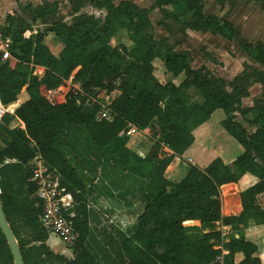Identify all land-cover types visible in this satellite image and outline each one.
Returning <instances> with one entry per match:
<instances>
[{"label":"trees","instance_id":"trees-1","mask_svg":"<svg viewBox=\"0 0 264 264\" xmlns=\"http://www.w3.org/2000/svg\"><path fill=\"white\" fill-rule=\"evenodd\" d=\"M59 1L69 5L71 24L53 22L45 32L25 38L31 24L58 14ZM151 1L149 10L130 1L117 5L114 0L44 1L21 7L23 17L12 13L4 19L1 32L10 39V57L16 63L12 68L0 55V105L16 102L23 88L29 95L19 108L18 102L8 106L7 112H15L0 119V202L23 264H213L221 255L216 249L219 241L228 252L225 264H261L258 247L246 239L245 231L252 225L264 226V209L257 203V197L264 196V42L241 40L232 23L205 15L201 0ZM235 1L214 0L220 6ZM245 1L264 10V0ZM84 6L103 11V19L80 13ZM155 9L163 19L180 24L182 34L188 30L237 40L240 51L258 68L245 65L228 82L206 69L193 70L188 51L175 52L166 38L154 40L149 14ZM118 31L126 33L129 46H111ZM48 34L62 45L57 55L45 44ZM157 60L164 75L182 78L178 85L158 81ZM34 68L44 70L40 79L33 75ZM70 79L83 96L69 93L63 103L51 105L40 93V87L57 90ZM253 84L260 85L261 94L245 108L242 100ZM191 90L201 97V104L186 105L184 97ZM97 91L119 93L108 108L110 121H96L98 104L84 106ZM218 110L225 115L221 128L243 152L228 165L217 158L203 170L189 166L180 181L168 182L163 177L166 167L190 149L192 133ZM235 115L255 131L249 134ZM13 119L21 126L9 129ZM129 126L139 132L155 130L153 151L126 149L121 133ZM162 146L172 155L158 167ZM36 157L59 175L60 186L76 203L72 221L77 238L68 248L71 259L51 252L46 244L49 233L38 221L41 209L30 182V162ZM246 175L257 181L239 194V215L223 216L221 195L236 193ZM90 203L104 214L130 216L132 224L115 216V237L95 236ZM185 222H199L209 232L192 239ZM215 224L230 229L227 241L212 232ZM0 264H13L1 232Z\"/></svg>","mask_w":264,"mask_h":264},{"label":"rangeland","instance_id":"rangeland-1","mask_svg":"<svg viewBox=\"0 0 264 264\" xmlns=\"http://www.w3.org/2000/svg\"><path fill=\"white\" fill-rule=\"evenodd\" d=\"M44 1L47 0H0V24L4 26L3 19L5 15L17 13L23 17L20 10L21 7H24L26 5H39ZM115 1L116 3H118L122 0ZM134 1H136L138 5H144V3H146V0ZM201 2L204 6L205 15H214L221 21H228L232 23L241 40H244L250 44L264 42V10L260 9L258 4L247 2L245 0H237L235 2L226 3L222 6L217 5L214 0H201ZM80 13L93 15L94 17L101 19H103L104 17L103 11L95 10L89 6H84ZM73 16L74 15L70 10L69 5L60 1L58 14L51 19L38 21L35 24H31L32 27L31 31L29 32L30 34L26 33V36L31 35L34 37L36 32H45L53 22H63L65 24H71ZM150 17L153 23V38L158 37L159 33L168 35L169 38L171 37L173 41H175V43L176 41L180 43V39L185 38V42L182 44L180 43L179 48L182 47L189 50L192 58V67L196 70L206 69L215 78L222 79L228 82L235 76L240 75L244 70L245 65H248L252 68H258L246 57V55L242 51H240L237 40L228 42L218 36H213L209 33L194 34L191 32V34H189V36L187 37L185 33L182 34L180 32V24H177L172 19H163L161 13L157 9L151 12ZM24 18L28 22V19L26 17ZM158 22L160 23L159 25L162 24V26L157 25ZM118 27L119 26L117 25L116 29ZM46 37L50 39L48 40V43L51 44L53 40L52 35L48 34ZM118 45H130V43L127 41L126 33L124 31H118L112 38L111 46L116 47ZM7 63L10 66H13L15 64V61L13 59L10 61L7 60ZM154 67L156 77L160 79L162 76H167V78H165V81L173 80L170 75L163 74V67L160 61H155ZM75 73L76 72L72 74V77ZM33 75H35L39 79L43 76L42 72L37 70V68H34ZM181 80L182 78L180 77L175 80V83L178 84L179 82H181ZM24 92H26L25 88L21 90L20 94ZM248 92V98L244 99L243 101L244 107L252 106L253 102L257 100L261 94L260 87L256 84L251 85ZM111 94H106L103 91H97L96 97L103 103H105L106 101L111 102V98H108V96L115 98L118 95L115 91ZM19 96L17 97V99L19 98ZM224 118L225 115L223 114V112L221 110H218L212 114L210 120L207 123L202 125L203 128L199 135H196V139L207 144V147L209 148L198 151L196 150L193 152V154H187L185 156V159H181L180 162H177L174 166L168 165L163 173V177L168 182H178V180H180V175L178 174L181 173L182 169L184 173L185 169L189 166H195L203 170L206 167L205 160H207L211 156H214L215 158L218 150H220V152L224 153L228 157L234 158H236L243 152L242 147L221 128L220 122ZM235 118L237 121L244 124L248 133H252V130H249L250 128H248L246 123L243 122L238 115H236ZM130 131L131 130L128 127L124 133H121V135H124L127 140L126 149L128 151L133 152L137 149H141V151H143L144 153H147L150 150L153 151V143L157 140L156 137H154V134L156 133L155 130L150 131L149 129H147L145 132H139L133 129L132 133ZM130 140L132 142H135V144H129ZM0 148H3V144L1 142ZM157 156L158 162H156V164L158 165V167H160L162 165L161 161L167 158L166 153L162 151V147L157 151ZM253 181L254 180L251 178H245L239 184L236 193H233L234 195L230 197V205H228L229 200L221 195L223 216H234V213H236L238 209L237 199L239 200V194L248 186H251L253 184ZM257 203L261 208L264 209V196H258ZM115 216H117L119 220L123 222H128L127 225L132 224V220L129 218L130 216L117 214V212L104 214L103 211L101 209H98L94 204H89V221L92 232L95 236L110 235L115 237L116 232L118 231L115 222L116 220L114 219ZM183 226L185 228H188L189 235L192 239L198 238L203 233L209 232L208 230L204 229L199 222H196V224L194 225L183 224ZM211 230L212 232L216 231L220 233L221 239L225 241H227L228 236L231 235L230 229L223 228L221 224H215V226L211 228ZM247 237L248 239L253 240L259 246L260 253L263 254V259L261 260L259 258V260L261 264H264V227L257 228L254 231H249L247 233ZM55 242H58V240L55 239L54 236L49 235L47 245L51 248H49L51 252L62 249V254H57V252L53 253L62 255L67 259H71L72 254L68 250V247H64L61 244L58 247H55ZM221 246V241L216 242V247Z\"/></svg>","mask_w":264,"mask_h":264},{"label":"built area","instance_id":"built-area-1","mask_svg":"<svg viewBox=\"0 0 264 264\" xmlns=\"http://www.w3.org/2000/svg\"><path fill=\"white\" fill-rule=\"evenodd\" d=\"M1 28L2 25L0 24V55L4 61H7L12 59L9 51L11 42L8 37L2 34ZM69 93H72L75 97L83 96L79 85L73 84L70 80L68 85L65 84V88L62 86L57 90L44 89L43 97L49 104L57 105L63 103ZM77 104L80 105V101H77ZM93 104H98L101 107V111L96 115V121H110L111 116L108 108L111 103L107 101L103 103L97 97L95 99L88 98L84 102V106ZM129 128L132 133L133 128ZM30 165L33 167L30 182L36 188V206L41 209L38 221L48 231L49 235L58 240L59 244L69 248L77 238L72 221L75 216L76 203L72 195L60 186L59 175L55 171H51L39 157L34 158ZM216 249L221 250V255L215 259L213 264H225L224 256L228 252L224 251L222 246L216 247Z\"/></svg>","mask_w":264,"mask_h":264},{"label":"crops","instance_id":"crops-1","mask_svg":"<svg viewBox=\"0 0 264 264\" xmlns=\"http://www.w3.org/2000/svg\"><path fill=\"white\" fill-rule=\"evenodd\" d=\"M55 0H47V2H49V3H53ZM122 1H130V2H133L134 4H136L138 7H140V8H144V9H147V10H149L151 7H152V1L151 0H146V3H144V5H138L137 4V2L136 1H134V0H122ZM122 1H119L118 3H116V1L114 0V4L115 5H117V4H119L120 2H122ZM61 2H63V3H65V4H67L66 2H64V1H61ZM59 3H60V1H59ZM43 4V3H42ZM42 4H39V5H42ZM39 5H35V6H39ZM33 6V5H32ZM156 10V9H155ZM154 10V11H155ZM152 12V11H151ZM151 12H150V14H151ZM150 14H149V19H150V21H151V17H150ZM8 15V14H7ZM5 17H6V15L4 16V19H5ZM3 19V20H4ZM160 22V21H159ZM157 23V25H159L160 23ZM151 23H152V21H151ZM152 25H153V23H152ZM159 26H162V24L161 25H159ZM30 31H28V32H26V33H29ZM191 32L192 31H185V34H186V36L188 37L189 36V34H191ZM26 33L24 34V36H25V38H29L31 35H29V36H26ZM37 33V32H36ZM192 33H194V34H199V33H196V32H192ZM30 34V33H29ZM53 37V36H52ZM160 38H166L167 40H168V42H169V44L171 45V46H173V48H174V51L175 52H178V51H188L189 52V50H187V49H185V48H182V47H180L179 48V45H180V43L182 44V43H184L185 42V38H182V39H180V43L179 42H177L176 41V43H175V41H173V39L170 37L169 38V36L168 35H164V33L162 34V33H159V35H158V37H154V40H159ZM48 40H50L48 37H46L45 38V44H46V46L49 48V50L51 51V53L52 54H54V55H57L61 50H62V45L59 43V42H57L54 38H53V40H52V42H51V44H49L48 43ZM112 41V40H111ZM176 44V45H175ZM10 60H12V59H10ZM9 60V61H10ZM16 63V62H15ZM15 66V64L12 66L11 65V67L13 68ZM190 67L193 69V70H196V69H194L193 67H192V63H191V65H190ZM37 70H39L40 72H42V74H43V69L42 68H37ZM73 78V77H72ZM71 78V79H72ZM157 79H158V81L160 82V83H166V82H168V81H165V78H167V76H162L160 79L158 78V77H156ZM70 79V80H71ZM70 80L69 81H67V82H65V84L66 85H68L69 83H70ZM175 80L176 79H173V80H169V81H171L174 85H178V84H176L175 83ZM72 81V80H71ZM73 83V82H72ZM74 84V83H73ZM256 85H258V84H256ZM259 87H260V85H259ZM61 88V87H60ZM65 88V87H64ZM40 93L43 95V92H44V88L43 87H40ZM260 90H261V87H260ZM25 91H26V89H25ZM193 90H191V91H188L187 93H186V95H185V97H184V99H185V102H186V105H188V106H192V105H196V104H201L202 103V99H201V97L199 96V95H197V93L196 92H192ZM116 92V91H115ZM118 95H119V93L118 92H116ZM20 95V96H19ZM18 96H19V98L17 99V101L16 102H14V103H12V104H10V105H7V106H2V105H0V108L1 109H3V113L0 115V119L3 117V115H5L6 113L7 114H10V115H12L14 112H15V110L17 109V108H19L20 107V105L21 104H23L24 102H26V101H28L29 100V96H28V94H27V92H24V93H21V94H19ZM117 95V96H118ZM111 96H112V94H111ZM116 96V97H117ZM115 97V98H116ZM108 98H111L110 100H111V102L115 99V98H112V97H109L108 96ZM243 101L244 100H242V106H243ZM18 102V105H17V107H16V109L14 110V112H7V107L8 106H11V105H13V104H15V103H17ZM110 102V103H111ZM244 107V106H243ZM249 107H251V106H246L245 108H249ZM236 116V115H235ZM243 122H245L243 119H241ZM237 121V120H236ZM237 122H239V121H237ZM239 123H241V125L245 128V130L247 131V129H246V127L244 126V124H242V122H239ZM246 123V122H245ZM11 125H9V129H13V128H15V127H18V126H21V123H20V121H18L17 119H13L12 121H11V123H10ZM246 125H247V123H246ZM248 126V125H247ZM129 127H131V128H133L135 131H136V129L134 128V127H132V126H129ZM202 128H203V126H201L200 128H198V129H196L193 133H192V135H193V137H194V143L192 144V146L190 147V149L189 150H187L184 154H183V156L182 157H175V158H173V160H172V162L169 164V165H176V163L177 162H180V160L181 159H185V156L187 155V154H193V152L194 151H198V150H204L205 148H209V147H207L208 145L207 144H205L204 142H202V141H198L197 139H196V135H199V133L201 132V130H202ZM248 128H250L249 130H252V133L255 131V128H253V127H250V126H248ZM146 130H144L143 132H145ZM248 132V131H247ZM249 134H251V133H249ZM129 144H135V142H132L131 140H130V143ZM211 147V146H210ZM162 151L164 152V153H166V155L167 156H171L172 155V152H170L168 149H166L164 146H162ZM217 158H219V159H221L222 160V162L224 163V164H226V165H228V164H230L231 162H233L234 160H235V158L234 157H228L227 155H225L224 153H222V152H220V150H218V152H217V154H216V157L214 158V156H211V157H209L207 160H205V162H206V167H207V165H209L213 160H215V159H217ZM188 168V167H187ZM185 169V171H184V173H183V169H182V171H181V173L180 174H178V175H180V180L184 177V175L186 174V172H187V170L188 169ZM177 175V176H178ZM245 178H251V179H253L254 181H253V184L254 183H256V179L254 178V177H252V176H249V175H246V176H244L241 180H240V182L238 183V185H236V187H238L239 186V184L245 179ZM180 180H178V181H180ZM252 184V185H253ZM248 187H250V186H248ZM247 187V188H248ZM239 194V193H238ZM233 195V194H232ZM232 195H229V196H227V197H225L227 200H229L230 201V203H228V205H230L231 204V196ZM239 197V196H238ZM227 203V202H226ZM237 205H238V209H237V211H236V213H234V216H237V215H239V213H240V211H241V206H240V201L237 199ZM185 225L186 224H188V225H194V224H196V223H194V222H185L184 223ZM261 227H264V226H250L249 227V229L248 230H246L245 231V237L247 238V240L248 241H250V242H252V243H254V244H256L253 240H250V239H248V237H247V233L249 232V231H254L255 229H257V228H261ZM46 244H47V242H46ZM60 244L58 243V242H55V247H58ZM257 245V244H256ZM48 246V245H47ZM257 247H258V256H259V258L262 260L263 259V257H261L262 255V253H260V250H259V246L257 245ZM50 248V247H49ZM51 249V248H50ZM53 252H57V254H62V249L61 250H56V251H53ZM240 255H237L235 258H236V261H238V260H240L239 257Z\"/></svg>","mask_w":264,"mask_h":264},{"label":"water","instance_id":"water-1","mask_svg":"<svg viewBox=\"0 0 264 264\" xmlns=\"http://www.w3.org/2000/svg\"><path fill=\"white\" fill-rule=\"evenodd\" d=\"M0 232L4 237L13 259V264H23L18 243L10 229L0 202Z\"/></svg>","mask_w":264,"mask_h":264},{"label":"bare ground","instance_id":"bare-ground-1","mask_svg":"<svg viewBox=\"0 0 264 264\" xmlns=\"http://www.w3.org/2000/svg\"><path fill=\"white\" fill-rule=\"evenodd\" d=\"M229 203H230V201H229Z\"/></svg>","mask_w":264,"mask_h":264}]
</instances>
